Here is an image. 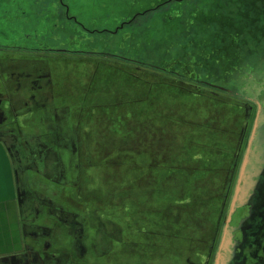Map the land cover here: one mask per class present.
<instances>
[{"label": "rangeland", "instance_id": "obj_1", "mask_svg": "<svg viewBox=\"0 0 264 264\" xmlns=\"http://www.w3.org/2000/svg\"><path fill=\"white\" fill-rule=\"evenodd\" d=\"M63 1L70 14L92 33L73 21L63 20L55 0L0 3V29L9 32L34 29L40 33V38L54 36L56 47L78 50L64 63L67 86L63 95L70 101H86L88 109L96 103L105 108L94 115L97 123L90 127L87 151H82L88 163L77 193L89 203L91 210L101 211L108 223L106 230H112L113 240H130L125 246L123 244V249L118 244L116 252L149 250L151 245L148 241L154 239L160 241L162 253H171L177 250L173 249L176 243L172 241L187 240V244L179 243L182 247L179 253L185 256L187 252L188 256L193 246L188 239L201 238L203 244H207L205 235L216 215L213 213L217 205L215 198L220 191L216 181L223 186L231 160V155L226 156L225 153L235 148L244 122L248 126L246 139L249 137L257 112L256 102L262 106L261 117L257 121L259 130L242 179L241 207L233 220L241 212L243 235L247 237L250 234L253 224L258 225L257 235H264V0H194L189 7L193 2L199 4L194 8L195 14L182 20L179 11L185 5L174 3L172 7L176 17L171 18L165 27L167 35L163 31L158 38L159 33L153 28L147 29L145 21L140 24L143 30L133 28L131 32L135 35L128 37L127 44L125 35L129 34V28L115 30L134 13L156 4L158 0ZM16 5H21L20 11L16 10ZM37 8L44 13L33 18L32 11ZM20 14L29 16L30 26L24 25V20L16 19ZM8 18L14 21L8 22ZM154 23L152 21L151 25ZM182 30L189 33L183 35ZM5 42V38L0 39V43ZM144 44H149V47ZM117 48L135 51L132 58L153 62L168 58L171 61L168 64L179 55L178 58L184 59L181 67L187 78H191L189 73L194 70V61L205 64L207 79L232 89L231 96L246 89L252 99L250 118L245 120L244 109L228 94L219 93L220 97L210 93L199 95L200 88H195L198 84L193 80V83L190 80L175 84L171 78L158 80V75L151 68L146 70L143 66H102L118 60L110 54ZM80 50L82 53L93 50L107 54H81ZM243 80H250L247 88ZM237 83L240 86L234 88ZM191 89H196L195 96ZM206 91L207 88H201L200 93ZM224 96L231 100L228 105ZM215 146L223 153L210 149ZM243 155L244 148L240 160L244 159ZM2 167L0 162V200L8 196L5 193L9 190V181H12L10 175L4 178ZM238 169L240 171L239 165L230 187L228 203L234 196ZM70 199L73 200L71 196ZM202 214H205L204 220L200 219ZM4 225L9 232L5 238L10 237V233L13 235L10 220L1 219L0 255L9 254L12 246L8 239L1 238L6 234L2 230ZM100 230L104 232V229ZM143 237L147 238L145 245L141 243ZM135 240L139 242H131ZM254 240L249 238L244 247L248 245L250 249ZM263 240L260 238L258 250ZM237 241L231 240L229 246L237 244ZM240 257L239 254L235 260L239 261Z\"/></svg>", "mask_w": 264, "mask_h": 264}, {"label": "flooded vegetation", "instance_id": "obj_2", "mask_svg": "<svg viewBox=\"0 0 264 264\" xmlns=\"http://www.w3.org/2000/svg\"><path fill=\"white\" fill-rule=\"evenodd\" d=\"M31 1L34 3L38 0ZM191 1L194 0H158L156 4H151L141 12L134 13L128 21L124 20L115 32L129 28V34L125 35V44H127L128 37L135 35L131 32L133 28L141 29L140 27H143V25L140 26L141 22L146 21L147 29L156 30L159 33L157 37L160 38V33L168 27L171 18L176 17L173 4L185 5L179 11L182 20L195 14L194 8L199 6L198 3L193 2L189 7ZM55 2L58 3L59 16L63 20L73 21L78 27L88 31L75 16L70 14L63 0H55ZM0 3H12V0H0ZM20 6L16 5L17 11L21 10ZM164 8L166 9L162 11ZM43 13L37 8L32 11V17L39 18ZM148 17H152L151 20L147 21ZM16 19L24 20V25L30 26L31 21L28 15L20 14ZM7 21L14 20L8 18ZM152 21L155 25H151ZM188 27L194 28L190 25ZM182 31L183 35L189 33L186 30ZM88 32L92 33L91 30ZM39 34L34 29H30V32L23 29L21 31L13 29L11 32L0 29V39H6L5 43H0V162L3 164L4 178L10 175L12 179L9 181V192L6 190L5 193V195L8 193V196L0 200V220L9 219L13 231V235L10 233V237H7L12 244L10 253L0 255V264H264V246L262 245L264 240L260 243V250H258V242L260 238L261 240L264 238V235H257L258 225L253 224L250 234L245 237L243 228L240 226L243 213L240 212L239 217L233 220V216L241 207L239 198L246 168L241 176L239 192L230 220L226 224L233 199L232 197L228 203V194L238 165L241 168L243 160H240V155L243 148L245 155L249 139V137L246 139L248 126L245 122L235 148L230 153H225L226 156L231 155V160L229 159L226 169V179L223 186L219 187L220 191L215 198L217 205L213 213L216 212V215L211 221L208 234L205 235L207 244H203L204 240L201 238L188 239L189 244L193 243L191 244L193 246L190 247L188 256H186L187 252L185 256H181L183 254L179 253V249L182 247L179 243L187 244V240L172 241L176 243L172 248L177 250L162 253L160 241L150 238L149 250L123 252L119 249L120 252H116L118 244H120L119 248L123 249L125 243L130 240L125 241L119 238L113 240L112 230H106L108 223L104 215L100 213L101 211L98 213L91 210L89 203L84 202L77 193L88 163L85 157L83 158L82 151L83 149L87 151L88 136L92 130L90 127H94L97 123L94 122V115L105 106L96 103L88 109L86 101H70V98L63 95L67 86L64 63L78 50L56 47L53 42L54 36L44 35L40 38ZM164 34L167 35V32L164 31ZM143 43L146 42L143 41ZM149 44L144 45L149 47ZM172 49L173 47L170 50ZM82 52L80 50L81 54H107L93 50L87 53ZM133 53L135 51L131 49L117 48L110 54L118 60H111L102 66H125L124 64L143 66L146 70L151 68L153 73L158 75V80L171 78L176 82L180 80L178 83L193 80L198 87L208 86L206 92L217 97H220L219 93L223 95L222 92H232V89L211 83L207 79V74L204 73L206 65L201 62L194 61V70L189 73L191 79L184 73L181 67L184 59L178 58L179 55L174 62L168 64L171 62L168 58L153 62L143 58H132ZM183 54L187 55L186 52ZM121 61L125 63L122 64ZM94 64L98 65L95 62ZM166 64L169 65L168 69ZM250 101H252L251 97L235 101L241 109H244L245 120L250 118L252 112ZM256 104L259 120L262 106L261 103L256 102ZM258 130L259 124L251 143L247 164L253 153ZM218 151L223 153L220 148ZM239 172L238 169L235 187ZM226 210L228 212L225 218ZM2 227L6 234L1 238L7 240L5 237L9 233L8 229L5 225ZM101 228L104 232L100 230ZM251 237L255 240L248 249V245L244 247V244ZM143 238L144 241L141 243L145 245L147 238ZM231 240L237 241V244L229 246ZM131 242H139V240ZM200 248L202 251L199 250ZM243 253H247L246 256H243ZM239 254L241 257L239 261H236ZM5 256H8V259L2 261L1 258Z\"/></svg>", "mask_w": 264, "mask_h": 264}, {"label": "water", "instance_id": "obj_3", "mask_svg": "<svg viewBox=\"0 0 264 264\" xmlns=\"http://www.w3.org/2000/svg\"><path fill=\"white\" fill-rule=\"evenodd\" d=\"M258 116H259V110L257 111L256 116H255L254 121H253V126H252V129H251V132H250V136H249V139H248V143H247L244 159H243L242 164H241L238 181H237V184H236V187H235V191H234V196H233V199H232V202H231V209L229 210V214L227 216L226 224H228V222L230 220L231 213L233 211V207H234V204H235V201H236V197H237V194L239 192L240 180H241V176L243 175V173L245 171V168H246V165H247L249 150H250L251 143H252V141L254 139V136H255L256 128H257ZM7 259H8V256H5V257L1 258L2 261H6Z\"/></svg>", "mask_w": 264, "mask_h": 264}, {"label": "trees", "instance_id": "obj_4", "mask_svg": "<svg viewBox=\"0 0 264 264\" xmlns=\"http://www.w3.org/2000/svg\"><path fill=\"white\" fill-rule=\"evenodd\" d=\"M242 79H245L244 77H242ZM178 80V79H177ZM180 81V80H179ZM192 81V80H191ZM236 81H238V80H236ZM250 81V80H249ZM249 81H245V80H243L242 81V83H244V82H246V84H245V88H247V86H249L250 85V82ZM191 83H193V81L191 82ZM175 84H180V83H178V81L176 82L175 81ZM236 85V87H234V88H237V87H239L240 85H239V83H237V84H235ZM203 87H206V88H209L208 86H206V85H204ZM192 88V87H191ZM196 89H198V88H200V90L198 91V94L199 95H203V96H205L206 95V93L207 92H204V93H200V91H201V88L202 87H195ZM233 88V89H234ZM196 89H191L190 90V92L192 93V95L193 96H195V94H196ZM211 89V88H210ZM247 90H250V89H247ZM222 93H224V94H228L227 96L228 97H231V98H233V102H235L236 100H246L247 99V97H249L250 96V94H248L247 93V91H246V89H244L242 92L240 91V92H238V93H235L233 96H231L230 95V93H225V92H222ZM207 94H209V93H207ZM237 96V97H236ZM211 97V96H210ZM225 97V96H224ZM222 99H224L223 97H222ZM235 100V101H234ZM231 100H229L228 98H226L225 97V104L226 105H228L229 104V102H230ZM210 149H214L215 151H216V153H220L219 151H218V147H216L215 146V148H212V147H210ZM197 153V151L196 152H194L193 154H196ZM176 171V169L174 170V172ZM216 182H218L216 185H217V187L219 188L220 186H221V184L219 183V181L217 180Z\"/></svg>", "mask_w": 264, "mask_h": 264}, {"label": "crops", "instance_id": "obj_5", "mask_svg": "<svg viewBox=\"0 0 264 264\" xmlns=\"http://www.w3.org/2000/svg\"><path fill=\"white\" fill-rule=\"evenodd\" d=\"M175 207H176V206H175ZM177 210H178V209H175V211H177ZM204 216H205V214H202V217H201V218L199 217V218H200L201 220H204V218H205Z\"/></svg>", "mask_w": 264, "mask_h": 264}]
</instances>
